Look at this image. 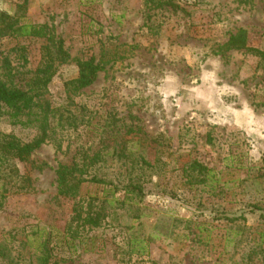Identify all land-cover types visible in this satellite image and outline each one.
<instances>
[{
	"label": "rangeland",
	"instance_id": "374dc122",
	"mask_svg": "<svg viewBox=\"0 0 264 264\" xmlns=\"http://www.w3.org/2000/svg\"><path fill=\"white\" fill-rule=\"evenodd\" d=\"M156 1L0 0L1 77L32 73L47 43L11 33V20L46 26L69 54L31 114L0 117L2 136L47 134L24 160L0 138V264H40L43 253L47 264H264V63L218 52L241 29L264 50V0ZM90 56L95 82L66 88L75 60ZM100 125L114 131L103 138ZM111 139L125 140L123 151L100 150L97 174L139 180L144 197L76 231L55 170ZM192 160L208 173L191 171ZM189 173L205 182L187 183ZM110 186L84 184L79 196L111 198Z\"/></svg>",
	"mask_w": 264,
	"mask_h": 264
},
{
	"label": "trees",
	"instance_id": "16d2710c",
	"mask_svg": "<svg viewBox=\"0 0 264 264\" xmlns=\"http://www.w3.org/2000/svg\"><path fill=\"white\" fill-rule=\"evenodd\" d=\"M163 6H171L172 8L177 7L172 0L156 1L155 7ZM0 18L5 22L7 15L2 14ZM6 27L11 33L21 32L23 35L45 38L47 41L41 50V61L32 73L20 74L10 78H3L0 76V117L6 110H9L14 116L22 113L31 114V109L35 100L43 94L48 84L51 82L57 71L58 64L66 62L69 59V54L64 49L62 41L57 39L53 32L46 26H18L17 21L11 20L7 22ZM229 50H245L258 57L259 60L264 63V50L249 46L245 30L241 29L230 35L227 41L219 47L218 52L225 53ZM75 64L77 67L76 75L65 82V87L74 92L91 86L95 82L98 72L101 70V66L94 56L85 59H76ZM41 127H43L42 123ZM98 128L103 138L109 136V132L114 131L113 129L108 131L106 125H100ZM127 131L130 133L134 130L132 127H127ZM45 133L44 129H42L40 136L26 142H20L11 134L2 136L1 132L0 138H5L3 145L7 154L24 160L45 141L47 137ZM117 134L119 133L117 132ZM126 134L127 133H125V136ZM206 137L208 140L211 138L210 134H207ZM111 140L112 142L110 144H106V141L103 140L99 149L94 151L93 155L88 156L89 152L85 150L78 159H75L70 164L60 163L55 170L58 194L63 198L74 200L71 208L70 221L71 224L73 222L75 223L76 231L79 228L87 227L89 229H94L100 227L105 221L107 214H105L104 210L107 207L141 202L144 197L143 187L142 184L139 183V180L134 181L129 178L130 180L126 184L121 185L120 181H117L118 179L104 178L97 174L96 171H98L102 165H105L104 162H106L102 154H100V150L112 148L119 153L123 151L125 140ZM111 153L112 152H107V154ZM141 157L142 156H140V158ZM141 161V167L142 164L148 163L144 158H141ZM132 165H134L133 162L131 163V166ZM188 168L191 171H197L200 175H206L208 173V169L197 160L190 161L188 163ZM91 170L94 172H91ZM184 171L186 172V170ZM185 179L187 183L205 182V177L201 179L198 176L190 175V173ZM90 183L105 187L111 185L109 189L111 198L100 200L97 196H90L87 199L79 196L81 187L84 184ZM120 191H123L121 198L116 196ZM235 219L236 218H231L230 220ZM242 219H245L244 216ZM4 257L9 260L6 256ZM39 261L40 264H47L48 255L45 253H43V255L41 254Z\"/></svg>",
	"mask_w": 264,
	"mask_h": 264
}]
</instances>
